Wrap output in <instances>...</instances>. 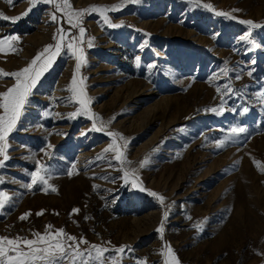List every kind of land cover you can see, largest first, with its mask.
Masks as SVG:
<instances>
[{"label": "rangeland", "instance_id": "rangeland-1", "mask_svg": "<svg viewBox=\"0 0 264 264\" xmlns=\"http://www.w3.org/2000/svg\"><path fill=\"white\" fill-rule=\"evenodd\" d=\"M69 2L88 10L76 28L62 12L54 22L52 4L0 0V13L20 17L0 19V39L18 37L0 50L5 72L54 45L58 28L68 33L9 134L0 236L34 239L51 225L53 235L63 229L108 248L119 264H165V245L180 264H264V0ZM93 5H118L105 15L121 26H108ZM69 41L82 50L79 72ZM74 75L103 131L87 115L69 117L80 108L69 90ZM15 83L0 76V93ZM108 132L122 134L125 163L104 152ZM40 168L48 185L25 187ZM130 169L135 187L124 179ZM121 246L124 253L111 251Z\"/></svg>", "mask_w": 264, "mask_h": 264}, {"label": "snow or ice", "instance_id": "snow-or-ice-1", "mask_svg": "<svg viewBox=\"0 0 264 264\" xmlns=\"http://www.w3.org/2000/svg\"><path fill=\"white\" fill-rule=\"evenodd\" d=\"M8 4H12L13 0H6ZM29 3L32 6H35L36 3H45L54 5L55 12L52 13V20L55 22L58 18L56 12H62L64 17L67 18L68 24L72 28L79 26V23L82 21V17L87 9L74 11L69 0H62V3H57V0H29ZM93 11H98L103 17L104 22L110 27H120L121 25L113 24L109 20L108 16L105 15L107 11H115L118 9V5L112 6H90ZM205 8H211V5H204ZM31 11V7L27 10ZM234 11H239L234 10ZM25 12L23 15H26ZM218 15H227L226 13L220 12ZM20 17H8L3 13H0V19L12 20L15 22ZM75 21V22H74ZM247 25L252 27H261V25L256 24L254 21H242ZM80 37H83L85 34V28L79 27ZM68 33L63 28H58L56 35L53 37L57 42L53 44L46 45L35 58L31 60L28 66L14 71L11 73L5 72L0 69V76H12L15 78V85L8 88L3 93H0V109H3V113L0 114V157H3L0 160V167L4 165V161L9 159L7 155V149L9 147L8 137L9 134L16 129L17 123L20 120L22 111L25 108V105L29 102V97L32 95V90L35 88L36 84L40 80L41 76L47 71L56 56L61 52L63 41L65 36ZM247 37H241V39H246ZM18 37L8 36L6 39H0V50L3 45L9 44L10 41H16ZM88 46H92V41L89 40ZM67 49L71 51L72 55L76 57V71L79 72L81 68V63L83 62L82 50L74 45L72 41L67 43ZM80 55H77V53ZM139 60V58H137ZM72 86L69 90L73 93V98H79L78 102L80 108L73 113L69 114V117H75L78 115H87L90 119H93V128L94 131H103L107 125L103 123L102 118L96 116V114H90L89 104L91 103L90 99L84 98L83 89L77 91L75 87L77 81L76 76H73ZM264 95V94H262ZM216 111V109H212ZM245 112L248 111L247 108L244 109ZM112 119H115L113 117ZM97 120L100 121V127L96 126ZM111 123V121H109ZM247 130L243 127L232 128V134L245 133ZM107 135L113 138L112 143L108 148L104 149V152L113 151L116 153L115 159L121 164L125 163L124 152L121 151L120 147L116 143V138L124 139L122 134L116 132H108ZM224 141L218 142V147L223 146ZM148 163L147 157L140 162V166L143 167ZM258 164V162H257ZM74 167V166H73ZM43 168L37 169V171L31 173V183L25 185V187L31 189L37 183L43 185H48V179L41 175ZM264 171V168L261 169ZM135 169H130L124 171L125 181L131 176L133 177V187L136 186L135 179ZM72 173L70 172L69 175ZM50 178V177H49ZM3 182V178L0 177V183ZM95 187V186H94ZM47 187L45 191H47ZM56 191L55 188L51 189ZM143 191L144 189L141 188ZM153 196H157L156 193H150ZM8 197L5 193L0 192V210H2L8 201ZM158 199L163 202L164 197L159 196ZM79 209H73V212H78ZM43 210L37 215H42ZM30 213H25L20 217V219H26ZM168 212H164V219H167ZM87 219V217H86ZM51 225L46 226V231L44 234L39 232L33 233L34 239H28L26 237H15L8 238L6 236H0V264H119V258L114 255L105 256V253H109L110 250L106 247L97 244H89V242L83 238L77 240V237L68 235L64 232L63 229H59L53 235L50 229ZM158 232L164 231L163 220L160 227L157 229ZM71 242V243H69ZM23 245L24 247H21ZM80 245H88L87 248L81 249ZM127 246H121L119 248L113 249L116 253L122 254L125 251ZM166 251L164 255L166 256L165 264H180V261L176 258L174 252L172 251L170 245H165ZM140 264H145V262H140Z\"/></svg>", "mask_w": 264, "mask_h": 264}]
</instances>
